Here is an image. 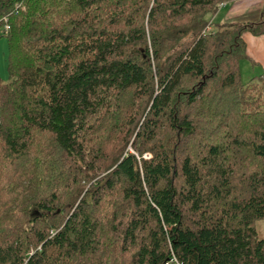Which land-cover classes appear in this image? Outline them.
<instances>
[{"label":"trees","instance_id":"obj_1","mask_svg":"<svg viewBox=\"0 0 264 264\" xmlns=\"http://www.w3.org/2000/svg\"><path fill=\"white\" fill-rule=\"evenodd\" d=\"M234 1L0 0V264H264Z\"/></svg>","mask_w":264,"mask_h":264},{"label":"rangeland","instance_id":"obj_2","mask_svg":"<svg viewBox=\"0 0 264 264\" xmlns=\"http://www.w3.org/2000/svg\"><path fill=\"white\" fill-rule=\"evenodd\" d=\"M264 0H248L250 5L243 7H237L236 4L230 3L227 8L220 10V12L211 18L210 22L216 27L218 25L235 23V22H256L260 19L262 10L264 8ZM264 42V35L260 37ZM5 43V39L0 40V43ZM254 48V47H253ZM258 52V50L256 49ZM261 52L262 63L253 64L250 60L246 59L241 62L240 71H241V80L243 84H248L252 78L258 77L264 74V52ZM3 51H0V80L5 82L8 81V71H7V58L6 54H2ZM146 157H148L146 155ZM257 236L260 239H264V221L258 222L257 224ZM170 264H175L171 262Z\"/></svg>","mask_w":264,"mask_h":264},{"label":"crops","instance_id":"obj_3","mask_svg":"<svg viewBox=\"0 0 264 264\" xmlns=\"http://www.w3.org/2000/svg\"><path fill=\"white\" fill-rule=\"evenodd\" d=\"M247 1L248 0H236L232 3L236 4L237 7H243V6L245 7L246 5L251 4L250 2H247ZM262 2H264V1H262ZM229 4L230 3L224 4L225 6L222 7V9L227 8V6ZM220 10H221V8H220ZM220 10H219V12H220ZM260 37H262V36H254L251 33H246L244 35V40H245V43L247 46V55L249 56L248 60H250L253 64H259V63L263 62V59H261V57H260V55H261L260 51L264 52V42L260 39ZM256 49L258 50V52L256 51ZM0 51L1 52L3 51L2 54L3 55L6 54V58H7V54H8L7 53V42H5L4 44L2 42L0 43ZM7 65H8V62H7Z\"/></svg>","mask_w":264,"mask_h":264},{"label":"built area","instance_id":"obj_4","mask_svg":"<svg viewBox=\"0 0 264 264\" xmlns=\"http://www.w3.org/2000/svg\"><path fill=\"white\" fill-rule=\"evenodd\" d=\"M224 6H225L224 4L221 5V7H224ZM6 29L8 30L9 27L7 26ZM207 31H208V32L211 31V26L208 27Z\"/></svg>","mask_w":264,"mask_h":264}]
</instances>
